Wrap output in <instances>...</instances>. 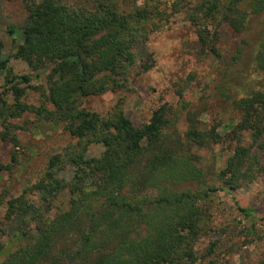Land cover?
I'll list each match as a JSON object with an SVG mask.
<instances>
[{"label":"trees","instance_id":"16d2710c","mask_svg":"<svg viewBox=\"0 0 264 264\" xmlns=\"http://www.w3.org/2000/svg\"><path fill=\"white\" fill-rule=\"evenodd\" d=\"M23 1L28 14L14 56L33 70L50 69L46 102L53 107L22 99L26 89L18 82L29 84L33 77L11 70L0 39V76L6 87L0 92V137L17 146V126L10 119L32 112L62 123L76 142L53 155L45 174L32 185L40 204L25 195L8 201V217L33 223L36 232L29 236L24 231L26 241L0 264H220L213 258L218 241L201 256L195 249L210 221V208L199 202L220 189L209 183L195 147L222 143L224 137L236 141L215 179L231 189L251 184L263 169L264 91L235 99L241 116L226 135L218 124L200 128L189 111L190 129L181 138L172 131L181 114L168 103L142 125L120 104L106 114L92 111L83 105L85 98L128 87L137 64L136 44L160 27L167 11L153 2L122 10L116 0ZM180 4H174L176 11ZM262 12L264 0H202L190 20L203 51L220 57V26L242 33L250 15ZM214 22L209 33L206 24ZM255 60L264 73V39ZM141 66L148 71L154 62ZM245 133L248 144L243 143ZM93 143L104 147L98 157L88 155ZM69 170L70 176H60ZM63 192L70 195L69 207L52 215ZM239 209L252 216L253 208ZM5 248L0 242V252Z\"/></svg>","mask_w":264,"mask_h":264},{"label":"rangeland","instance_id":"374dc122","mask_svg":"<svg viewBox=\"0 0 264 264\" xmlns=\"http://www.w3.org/2000/svg\"><path fill=\"white\" fill-rule=\"evenodd\" d=\"M116 1L122 10L153 2L167 11L168 18L146 41L136 44L137 64L132 70L128 87L89 96L84 99L83 105L106 114L120 104L135 124L142 125L150 120L157 107L168 103L177 114H181L172 129L181 138H186L190 129V112L195 114L200 128L210 129L218 124V130L226 135L241 116L234 106L235 99L247 96L253 90L264 91V73L255 60L264 39V12L250 15L242 33L234 32L227 25L220 26L219 57L208 50L203 51L190 20V14L195 12L202 0ZM177 2L181 3L178 11L174 7ZM27 14L23 0H0V39L4 43V56L10 58L11 70L18 75L33 77L29 84L18 82L26 89L22 99L41 105L46 102L50 69L33 70L26 61L14 56L23 42ZM215 26V22L206 24L207 31L212 33ZM148 62H154V66L145 71L141 65ZM4 83L2 75L0 92L6 89ZM13 98L14 94L9 91V102L12 103ZM46 104L49 108L53 107L48 102ZM10 121L17 126L13 133L18 137L19 144L15 146L0 137V242L6 244L5 250L0 252V261L26 241V236H22L24 231L29 232V236L36 232L33 223L24 225L20 218L8 217V201L25 195L31 202L40 204L41 196L31 190L32 185L45 174L53 155L76 142L62 123L47 121L32 112ZM226 138L222 143L195 147L202 158L200 166L209 173V183L220 188L199 202L201 206L210 208V221L206 231L198 238L195 249L201 256L213 241H218L213 258L220 264H264V151L260 155L263 169L251 184L237 189L225 187L217 182L215 173L224 167L236 145V141L230 142ZM250 141V136L245 133L243 143ZM103 150L102 144L93 143L89 146L88 155L98 157ZM69 173L70 170L64 171L60 176H70ZM69 199L68 192L61 193L54 201L52 215L67 209ZM239 207L253 208L252 216L246 217Z\"/></svg>","mask_w":264,"mask_h":264}]
</instances>
